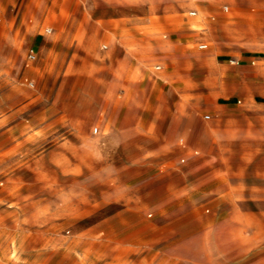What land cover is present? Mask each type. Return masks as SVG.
Segmentation results:
<instances>
[{
  "label": "rangeland",
  "instance_id": "rangeland-1",
  "mask_svg": "<svg viewBox=\"0 0 264 264\" xmlns=\"http://www.w3.org/2000/svg\"><path fill=\"white\" fill-rule=\"evenodd\" d=\"M21 1H0V52L14 24L38 21L44 34L85 16L83 0L42 14ZM201 42L208 40L193 47ZM102 45L98 38L96 51ZM26 53L14 72L0 66V264H264V58L246 74L253 87L232 93L230 135L215 141L224 154L220 170L192 174L191 194L163 189V197L132 210L106 196L115 192V173L99 163L90 171L85 161L83 134L101 132L87 122L98 112V87L83 74L22 73L26 64L40 65L38 54L28 61ZM200 117L216 121L209 111ZM57 133L61 139H51ZM72 134L79 138L65 139ZM57 145L58 167L51 156Z\"/></svg>",
  "mask_w": 264,
  "mask_h": 264
},
{
  "label": "crops",
  "instance_id": "crops-1",
  "mask_svg": "<svg viewBox=\"0 0 264 264\" xmlns=\"http://www.w3.org/2000/svg\"><path fill=\"white\" fill-rule=\"evenodd\" d=\"M83 1V20L54 23L45 35L38 21L14 24L18 29L9 32L0 66L14 72L26 49L25 58L37 61L38 54L40 65L26 64L22 73L83 74L98 87V112L87 122L99 124L101 132L83 134L84 157L90 171L99 163L115 173V192L107 191V198L135 210L163 197V189L189 193L192 174L220 170L224 154L215 141L230 135L232 93L253 87L246 74L256 72L264 58V0ZM63 2L22 0L21 6L42 14ZM192 7L196 11H188ZM176 29L185 33L159 36ZM98 38L106 42L100 52ZM202 38L208 43L193 47ZM31 50L33 60L27 57ZM153 62L162 66L152 70ZM204 111L215 117L211 125L200 117ZM51 139L59 141L60 134ZM60 151L57 145L51 152L56 167Z\"/></svg>",
  "mask_w": 264,
  "mask_h": 264
},
{
  "label": "built area",
  "instance_id": "built-area-1",
  "mask_svg": "<svg viewBox=\"0 0 264 264\" xmlns=\"http://www.w3.org/2000/svg\"><path fill=\"white\" fill-rule=\"evenodd\" d=\"M50 31L51 30L49 28L46 29V32H50ZM200 47H205V44L200 45ZM27 57L29 60H33V59H35V53L31 50L28 52ZM206 117H208V116H206ZM94 130L96 131V128Z\"/></svg>",
  "mask_w": 264,
  "mask_h": 264
}]
</instances>
